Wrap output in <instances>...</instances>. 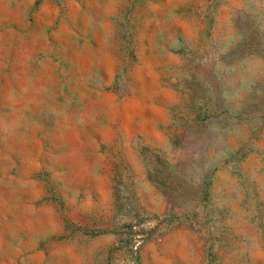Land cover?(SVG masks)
Instances as JSON below:
<instances>
[{
  "label": "rangeland",
  "instance_id": "374dc122",
  "mask_svg": "<svg viewBox=\"0 0 264 264\" xmlns=\"http://www.w3.org/2000/svg\"><path fill=\"white\" fill-rule=\"evenodd\" d=\"M0 264H264V0H0Z\"/></svg>",
  "mask_w": 264,
  "mask_h": 264
}]
</instances>
